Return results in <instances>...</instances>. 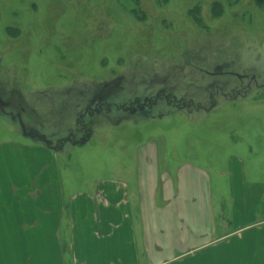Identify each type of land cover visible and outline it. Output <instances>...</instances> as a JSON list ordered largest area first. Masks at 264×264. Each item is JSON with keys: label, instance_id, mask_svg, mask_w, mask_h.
I'll use <instances>...</instances> for the list:
<instances>
[{"label": "rangeland", "instance_id": "374dc122", "mask_svg": "<svg viewBox=\"0 0 264 264\" xmlns=\"http://www.w3.org/2000/svg\"><path fill=\"white\" fill-rule=\"evenodd\" d=\"M9 93L58 151L44 179L51 211L64 202L77 215L98 187L122 184L137 203L141 157L155 145L159 174L187 165L209 176L216 234H232L173 264H264L250 243L263 227L242 234L252 256L236 235L261 219L231 203L244 182L264 185V0H0L1 98ZM9 116L0 111V168L23 178L25 197L21 183L42 166L31 144L44 142Z\"/></svg>", "mask_w": 264, "mask_h": 264}, {"label": "crops", "instance_id": "0c3cea01", "mask_svg": "<svg viewBox=\"0 0 264 264\" xmlns=\"http://www.w3.org/2000/svg\"><path fill=\"white\" fill-rule=\"evenodd\" d=\"M31 145L42 166L26 175L27 183L25 179L21 183L25 197L18 194L23 178L19 179L16 170L7 174L0 168V264H173L179 257L204 251L210 244L232 235L216 234L220 225L214 220L209 198V176L187 165L176 168L175 173L168 165L159 174L155 145L146 147L141 157L137 203H132L128 187L122 184L109 190L98 187L95 203H80L77 215L67 216L64 202L54 203L57 209L51 211V203L44 200L49 192L48 180L44 179H50L48 154L58 151L41 142ZM3 175L8 176L6 182ZM259 186L264 188L258 182H244L239 187L240 196L231 203L241 207L242 216L261 219L249 224L246 218V226L236 235L243 239L239 252L248 250L252 256V249H246V243H252V248L259 247L254 249L255 259L260 256L259 261H263L264 195L261 190L262 196L253 194V188ZM55 189L59 191V187ZM119 192L122 197L114 200V194ZM38 203L43 215H32L33 206ZM88 208L90 217H85ZM246 209L254 213L250 215ZM258 227L263 229L255 233L252 242H247L251 238L242 234Z\"/></svg>", "mask_w": 264, "mask_h": 264}, {"label": "flooded vegetation", "instance_id": "af4514ba", "mask_svg": "<svg viewBox=\"0 0 264 264\" xmlns=\"http://www.w3.org/2000/svg\"><path fill=\"white\" fill-rule=\"evenodd\" d=\"M221 74H225V73H221ZM234 75H236L235 73H233ZM240 79H243V76L241 77V75H240ZM248 79H250L251 80V82L253 83H257V79H259V77L256 75V74H253L250 78H248ZM9 96L10 97H8L7 99L5 98V99H3V98H1V95H0V111L1 110H3V111H5V110H8V112H13V113H15L16 112V114H17V116H9L10 118H11V120H16L17 122H18V124L20 125V126H22L23 128L25 127L26 128V130L27 131H25L22 127V129H23V135H25V137H28V138H38L39 139V141H43L44 142V144L45 145H48L49 147H50V145H49V141L47 140V139H45V137H44V135H39V134H37L36 132H32V129L30 130L29 129V125H26L25 126V124L23 123V121H22V119H21V116L18 114V109L20 108L19 106H17L18 104H17V102L19 103V102H22L21 100H17L16 98H15V101H13V99L11 98V94L9 93ZM14 95H12V97H13ZM95 97V98H94ZM101 94H95V95H93V97L90 99V101L93 99V100H95L96 101V103L98 102V104H99V106L101 107V109H105V107L103 106V101H104V99H101ZM16 100H17V102H16ZM66 103V102H65ZM91 103H92V101H91ZM62 105H64V103L62 104ZM106 105V104H105ZM140 105V104H139ZM139 105H137L136 106V112H139V113H142L145 109H147V108H143L142 106H139ZM76 106H78V105H76ZM27 110V107H26V105H25V107H22L21 108V111L22 112H25ZM130 113V112H129ZM76 121H77V119H76ZM21 122H22V124H21ZM28 133V134H27ZM27 135V136H26ZM55 150V149H54Z\"/></svg>", "mask_w": 264, "mask_h": 264}]
</instances>
